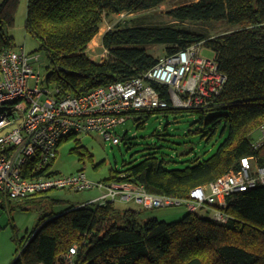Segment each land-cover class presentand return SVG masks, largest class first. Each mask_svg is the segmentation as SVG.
I'll list each match as a JSON object with an SVG mask.
<instances>
[{"label":"trees","instance_id":"obj_1","mask_svg":"<svg viewBox=\"0 0 264 264\" xmlns=\"http://www.w3.org/2000/svg\"><path fill=\"white\" fill-rule=\"evenodd\" d=\"M20 1L0 0V53L17 48L3 30L15 25ZM168 1L28 0L25 29L39 42L36 52L47 57L46 83L59 88V96H81L98 87L131 81L153 67L158 58L147 50L148 45H165L169 55L206 40L205 34L176 24L133 25L104 33L101 43L110 53L106 60L98 62L87 54L105 14L148 11ZM167 14L181 22L227 20L247 27L206 40L228 76L223 90L208 106L131 115L142 125L155 112L195 113L201 124L216 128L225 123L228 137L215 154L193 165L168 169L158 152L151 151L126 169L113 170L105 181L140 183L152 193L186 196L191 188L238 170L244 156H254L264 164V143L256 148L251 137L264 122V0H196L171 8ZM157 87L167 98V87ZM78 135L68 134L58 148L73 140L82 159L92 158ZM56 158L57 154L46 171L57 172L51 169ZM49 191L23 199L0 192V205L6 199L32 203ZM203 209L211 211V216L188 211L181 220L168 222L157 217L142 219V210L122 208L116 201L71 206L62 214L44 215L18 241L21 250L11 264H62L63 255L74 245L78 247L77 264H264V184L230 195L223 208L228 214L225 223L212 218L210 207Z\"/></svg>","mask_w":264,"mask_h":264},{"label":"built area","instance_id":"obj_2","mask_svg":"<svg viewBox=\"0 0 264 264\" xmlns=\"http://www.w3.org/2000/svg\"><path fill=\"white\" fill-rule=\"evenodd\" d=\"M203 45L199 42L160 57L131 81L98 87L81 96H59L60 89L48 85L47 74L43 76L35 67L41 64L38 53L25 47L0 53V192L23 199L53 189L99 188L101 194L94 201L101 204L132 202L144 209L184 206L190 212L210 207L215 221L227 222L223 208L228 197L264 184V164L254 156L242 157L238 170L197 185L186 196L152 193L134 182L92 181L83 170L67 175L46 171L68 134L98 133L104 140L120 144L115 128L131 112L208 106L223 90L228 76L215 53L203 55ZM108 53L104 48L103 56ZM157 86L167 87V98ZM258 129L261 136L254 141L256 148L264 143V122ZM29 161L33 163L27 166ZM77 248L74 245L63 255L62 264H77Z\"/></svg>","mask_w":264,"mask_h":264},{"label":"rangeland","instance_id":"obj_3","mask_svg":"<svg viewBox=\"0 0 264 264\" xmlns=\"http://www.w3.org/2000/svg\"><path fill=\"white\" fill-rule=\"evenodd\" d=\"M196 0H170L158 8L143 12H121L105 14L99 33L89 43L87 54L98 62L106 60L110 53L103 56L104 48L101 39L104 33L116 27L133 25H170L192 32L203 33L206 40L220 38L247 26L231 24L227 20L212 21H178L171 18L167 12L174 7ZM28 0H21L13 27H4V33L14 39L17 48L25 47L28 52L38 53L40 62L35 64L37 71L44 76L47 74V57L43 52H36L39 48L38 40L25 29ZM206 40L203 41L204 45ZM203 45V55L213 56L212 49ZM147 50L157 58L165 56V45H148ZM8 107V105H4ZM1 112V111H0ZM150 112V111H147ZM209 113L207 117H209ZM195 113L182 112L175 116L173 113H151L144 118L142 125L129 115L127 120L119 124L115 131L124 138L120 144H114L98 133L78 135L92 158L81 156L75 151L76 143L73 140L63 142L53 162L51 169L62 174H71L85 171L90 180L101 181L109 179L113 170H124L134 163L140 162L147 152L157 151L159 159L164 161L168 169L184 168L198 161H204L215 154L219 146L228 137L229 130L225 123L216 128L209 124H201ZM261 136L257 128L251 134L254 141ZM99 188L74 191L70 189H54L37 197V201L10 203L8 199L0 205V264H10L16 258L19 248L18 241L27 232L32 231L44 215L62 214L71 206L86 204L100 196ZM32 198V197H31ZM122 208L132 207L142 210V219L157 217L160 220L174 222L181 220L187 213L184 206L160 207L144 209L135 203L117 202ZM204 217L211 216L207 209L199 210Z\"/></svg>","mask_w":264,"mask_h":264},{"label":"crops","instance_id":"obj_4","mask_svg":"<svg viewBox=\"0 0 264 264\" xmlns=\"http://www.w3.org/2000/svg\"><path fill=\"white\" fill-rule=\"evenodd\" d=\"M13 261V260H12ZM12 261L10 262V264L12 263ZM6 264H8V263H6Z\"/></svg>","mask_w":264,"mask_h":264}]
</instances>
